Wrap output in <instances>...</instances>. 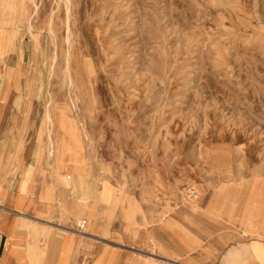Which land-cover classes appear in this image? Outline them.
Listing matches in <instances>:
<instances>
[{"label":"rangeland","instance_id":"rangeland-1","mask_svg":"<svg viewBox=\"0 0 264 264\" xmlns=\"http://www.w3.org/2000/svg\"><path fill=\"white\" fill-rule=\"evenodd\" d=\"M48 110L74 124L53 156ZM0 111L56 184L53 222L115 246L122 222L137 252V222L251 195L264 249V0H0Z\"/></svg>","mask_w":264,"mask_h":264},{"label":"crops","instance_id":"crops-1","mask_svg":"<svg viewBox=\"0 0 264 264\" xmlns=\"http://www.w3.org/2000/svg\"><path fill=\"white\" fill-rule=\"evenodd\" d=\"M9 128L0 113V264H264V249L253 242L262 226L258 214L252 210L246 216L251 195L242 208L215 213L213 220L203 211L201 216L171 215L148 226L137 222V252L128 249L134 244L125 241L122 222L111 233L121 247L102 241L100 223L83 233L75 217L70 225L53 222L56 184L29 152L21 153L23 143L17 146L12 135L17 126ZM31 167L37 170L29 179ZM72 173L58 177L68 180Z\"/></svg>","mask_w":264,"mask_h":264},{"label":"bare ground","instance_id":"bare-ground-1","mask_svg":"<svg viewBox=\"0 0 264 264\" xmlns=\"http://www.w3.org/2000/svg\"><path fill=\"white\" fill-rule=\"evenodd\" d=\"M66 1V0H65ZM67 3H69V2H67ZM71 4V3H70ZM66 5V4H65ZM66 7V6H65ZM69 10V9H68ZM67 10V11H68ZM70 10H71V8H70ZM69 13H67V15H68ZM68 18V17H67ZM68 21H69V19H68ZM67 21V22H68ZM65 24H66V21H65ZM69 28V27H68ZM30 32H31V29H30ZM67 32H68V29H67ZM31 36V35H30ZM72 41V40H71ZM66 42V41H65ZM69 42V41H68ZM73 42V41H72ZM69 44V43H68ZM67 47H68V45H67ZM73 47V46H72ZM71 47V48H72ZM57 48V47H56ZM55 48V49H56ZM64 48H65V46H64ZM58 49V48H57ZM70 49V48H69ZM68 50V49H67ZM74 50V49H73ZM67 55H68V53H67ZM53 58V57H52ZM56 58V57H55ZM65 59H66V57H65ZM53 61H54V59H52ZM56 61H57V59H55ZM66 61H67V59H66ZM54 65V64H53ZM54 67V66H53ZM67 67V66H66ZM56 68V67H55ZM62 68V67H61ZM60 68V69H61ZM64 68V67H63ZM68 70V69H67ZM52 71V70H51ZM53 72V71H52ZM62 72V71H61ZM67 71L65 70V73H66ZM64 73V72H63ZM62 74V73H61ZM68 75V74H67ZM59 77H61V75L59 76ZM65 77V76H64ZM69 77V76H68ZM65 79V78H64ZM66 79H68V78H66ZM65 79V80H66ZM63 80V79H62ZM64 80V81H65ZM69 80V79H68ZM67 82V81H66ZM70 82V81H69ZM67 84V83H66ZM71 84V83H70ZM69 84V85H70ZM64 85V84H63ZM65 86V85H64ZM73 87V86H72ZM69 88V87H68ZM71 91V90H70ZM74 91V90H73ZM66 93V92H65ZM73 93V92H72ZM75 93V92H74ZM51 94V93H50ZM71 94V93H70ZM50 96V95H49ZM76 96V95H75ZM69 99H70V97H69ZM51 101V100H50ZM77 101V103H78V100H76ZM56 103V102H55ZM66 103V102H65ZM49 104H50V102H49ZM75 105H73V107H74ZM51 108H53V107H51ZM77 108V107H76ZM65 112V111H64ZM47 120H48V122L50 123V124H52V126H56V132H55V137L54 138H52V137H50V141H49V143L51 144V150H50V155L51 156H53L54 155V149H55V144H56V139H58L59 138V140L57 141V143L59 144V142H61L60 141V137H61V135H62V131H63V129H65L66 127H68V128H71L74 124L73 123H70V127L69 126H67L68 124L66 123V120H64L62 117H59L58 116V114H56V113H54V114H51L50 112H49V110L47 111ZM49 125V124H48ZM50 126V125H49ZM48 126V127H49ZM55 126H54V128H55ZM47 127V126H46ZM59 127H60V129H59ZM62 130V131H61ZM50 132V131H49ZM52 132V131H51ZM70 132H71V135H70V140H69V145L67 146L68 148H69V150H70V152H71V154L73 153V148H75L74 146H76L78 143L77 142H80V139H77V136L76 135H73V131L72 130H70ZM51 134V133H50ZM49 139V138H48ZM61 139L63 140V137H61ZM24 142V141H23ZM48 143V142H47ZM49 144V145H50ZM75 152V155H74V153H73V155L74 156H77L80 160H82V154H77L76 152H77V149L74 151ZM58 154H59V157H58V159L60 158V156H61V154L59 153V152H56V155L58 156ZM70 154V153H69ZM49 155V156H50ZM264 205V204H263ZM263 219H264V217H262Z\"/></svg>","mask_w":264,"mask_h":264}]
</instances>
